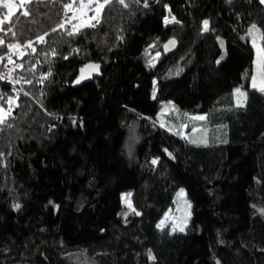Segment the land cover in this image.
I'll list each match as a JSON object with an SVG mask.
<instances>
[{"label": "trees", "instance_id": "16d2710c", "mask_svg": "<svg viewBox=\"0 0 264 264\" xmlns=\"http://www.w3.org/2000/svg\"><path fill=\"white\" fill-rule=\"evenodd\" d=\"M82 2L25 0L0 25V105L15 98L0 124V264H264V92L249 85L264 6L110 0L81 24ZM88 61L101 76L74 83ZM238 87L246 100L214 117ZM169 100L219 141L160 122ZM181 187L183 231L157 227Z\"/></svg>", "mask_w": 264, "mask_h": 264}, {"label": "rangeland", "instance_id": "374dc122", "mask_svg": "<svg viewBox=\"0 0 264 264\" xmlns=\"http://www.w3.org/2000/svg\"><path fill=\"white\" fill-rule=\"evenodd\" d=\"M103 3L101 0H83L82 4L77 8L78 10L74 12V17H79V20L77 23L81 24H88L92 22L94 18L98 16L97 8L98 5ZM16 7L18 8L19 6H22L21 0H15L13 3ZM83 5V7H82ZM91 10V11H90ZM253 36L255 37V47H254V59H253V71H252V76L257 77V85L259 86L261 84V79L259 75V71L257 68V50L258 48H262V45L260 43V35L258 34L257 31L254 30ZM253 36L251 39V42L253 44ZM254 46V44H253ZM251 78L249 81V85L251 86ZM240 88V87H239ZM235 90V89H234ZM232 91L229 96L227 97H222L220 102L216 105V107H221V108H216L218 111L216 113H213L214 117H219L222 114H227L231 110L228 108H236L238 106L237 100L239 99L244 102V97H238V95L235 93V91ZM242 91L245 92L243 88H241ZM11 103L8 102V106H2L0 105V114L3 112H7L11 106L12 103L15 101V98H11ZM170 102H164L162 104L161 110L158 113V120L160 122H166L169 125H173L174 128L177 129V132L179 133L180 136L188 139L190 142L195 141V143H207L211 139L218 138L220 134L217 132H209V128L207 125V120H194L191 119L194 116H205L204 114H180L175 106L171 103L172 101L169 100ZM223 107V108H222ZM221 112V113H220ZM188 127V129H187ZM213 127V126H212ZM195 128V131L193 129ZM218 133V134H217ZM135 140V131L134 129L129 132L128 136V149L132 147L134 144ZM215 141H219V138ZM183 190V192H181ZM185 189L183 187L179 188L176 190L173 201L170 204V206L166 209L164 214L161 216V218L158 220L157 225L161 224V221H163L162 227H170L172 229H180L185 226V224L188 221V218L190 216V200L187 199L185 195ZM130 194L129 192H123L121 194V198L123 202L127 205H131V199H130ZM127 201V202H126ZM160 227V228H162Z\"/></svg>", "mask_w": 264, "mask_h": 264}, {"label": "snow or ice", "instance_id": "6c2138e0", "mask_svg": "<svg viewBox=\"0 0 264 264\" xmlns=\"http://www.w3.org/2000/svg\"><path fill=\"white\" fill-rule=\"evenodd\" d=\"M29 2H30V0H29ZM109 2H110V0H104L103 3L98 5L97 11L102 9L104 7V5L109 3ZM119 2L121 4H124V0H119ZM24 3H25V0H21V4L23 5ZM260 3L264 4V0H260ZM3 6L8 9V13L2 19H0V25H4L5 23L11 21V18H12V15H13V9L16 7L14 4H12L10 2H5ZM65 7L66 8H71L72 5L71 4L65 5ZM82 7H83V5H82ZM125 7H127V5H125ZM28 14L29 13L27 11L23 12V15H28ZM170 22H178V21H175L174 17L172 18L171 21L166 17L165 18V23H170ZM90 26L95 27L94 24H92ZM61 27H63V25H61ZM203 28H204V31H208L209 30V21L208 20H204L203 21ZM3 30L4 29L2 27H0V31H3ZM10 30L11 29H9V31ZM254 30L255 31H259V29H257L256 25H252L251 28L249 29V35L250 36H253ZM69 34L71 35L72 33H69ZM13 35H14V33H13ZM262 38H264V36H262ZM39 40H40V42H43L44 37H39ZM3 43H4V41L0 40V44H3ZM169 44L174 46L175 41H170ZM253 44H254V47H255L256 45H255V37L254 36H253ZM221 45L223 46V41H221ZM27 46H31V42H29V45H27ZM9 47H19V45H9ZM167 47H168V45L165 46L166 49H167ZM9 60L11 62V57H9ZM17 67H20V65H17ZM88 67H90V68H98V66H95V65H89ZM257 68H258V71H259L261 84L258 86L257 82H256L257 81V77L256 76H252L251 77V81H252L251 87L253 89H257L260 92H264V48H258V50H257ZM0 79H3V77H0ZM77 83H79V81H77ZM234 91L238 95V97H244L245 100H246L247 94H246V92L242 91L241 88L238 87ZM9 103H11V100L9 101ZM237 104H238V106L242 105V101H240L238 99L237 100ZM8 115H9V113H7V112H3L2 114H0V124L5 122V120H6ZM205 118H206L205 116H194L191 119L204 120ZM193 131H195V128L193 129ZM192 142L195 143V141H192ZM169 155H171V154L169 153ZM152 163L155 164V163H157V161L153 160ZM181 192H183V190H181ZM128 195H130V194H128ZM16 207L18 208L19 205H16ZM129 207H131L130 204H129ZM261 211L264 212V210H261ZM163 223L164 222L161 221V224H158L157 227H162ZM180 231H183V228H180Z\"/></svg>", "mask_w": 264, "mask_h": 264}, {"label": "water", "instance_id": "95a60500", "mask_svg": "<svg viewBox=\"0 0 264 264\" xmlns=\"http://www.w3.org/2000/svg\"><path fill=\"white\" fill-rule=\"evenodd\" d=\"M262 5L264 6V4H262ZM170 41H175L174 46L169 44ZM166 45H168L167 49L165 48ZM177 45H178L177 38L174 36H170L166 41L163 42L162 50L165 54H169L177 47ZM89 65H95V66H98V68H90V67H88ZM101 69H102V65L98 61H88V62L84 63L79 68V72L76 75V77L74 78V83L80 84V83H83L85 81L91 80L93 77L101 76V74H102ZM77 81H79V83H77Z\"/></svg>", "mask_w": 264, "mask_h": 264}]
</instances>
